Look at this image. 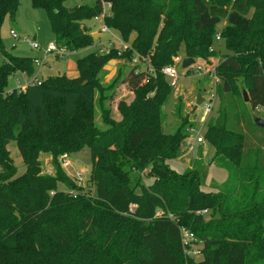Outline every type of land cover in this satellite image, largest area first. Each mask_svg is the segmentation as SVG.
<instances>
[{"label": "trees", "instance_id": "trees-1", "mask_svg": "<svg viewBox=\"0 0 264 264\" xmlns=\"http://www.w3.org/2000/svg\"><path fill=\"white\" fill-rule=\"evenodd\" d=\"M65 1L30 0L45 11L58 47H90L83 22L98 17L107 3L103 25L127 48L77 59L74 78L48 77L7 91L12 74H34L35 59L3 51L0 39V264H264L257 234L264 224V141L247 143L250 125L237 92L240 79L251 108L264 110V0H91L72 7ZM18 6L19 0H0V28ZM221 21L228 54L214 70L219 106L204 139L227 178L219 192H204L199 167L177 173L167 164L181 154L190 125L183 119L173 134L162 132L161 106L171 92L162 69L181 45L185 58H213ZM134 55L147 61V71L133 68L126 80L99 85L108 62H130ZM120 81L134 98L117 105L121 119L115 122L100 104ZM94 90L104 131L94 124ZM10 142L25 166L20 176L6 148ZM84 147L92 195L77 191L58 162ZM40 154L50 156L52 175L42 174ZM124 167L147 169L151 182L134 183ZM202 211L216 218L204 223ZM182 229L203 243L200 261L185 255Z\"/></svg>", "mask_w": 264, "mask_h": 264}, {"label": "rangeland", "instance_id": "rangeland-1", "mask_svg": "<svg viewBox=\"0 0 264 264\" xmlns=\"http://www.w3.org/2000/svg\"><path fill=\"white\" fill-rule=\"evenodd\" d=\"M89 3L90 0H66L64 5L65 7H72L74 5ZM83 25L88 29V33L91 36L94 35L90 47L75 52L64 50L62 56L57 55L56 52L46 53L45 49L48 45L53 44L57 47L58 44L51 31L45 11L33 8L30 0H19V6L14 19L10 20L9 18H6L1 25L0 39L2 50L14 56L36 59L37 62H34L33 64L34 74L32 77L26 79L28 83H31L33 80L40 82L48 77L56 76L74 78L77 76L75 66L77 59L94 51L104 52L110 48L122 49V42H120L118 35L114 31L109 29L107 32L100 31L103 24L99 19L94 18L85 21L83 22ZM224 26L225 22L221 21L216 27L215 36L219 35L220 39L219 41H216L214 37L211 46V50L214 53L213 58L208 60H193V64L183 68L182 62L186 58L184 47L182 45L180 46L176 57L172 59L173 63L168 65L173 67L177 79L173 82L174 85H171L172 81L167 77L164 78L171 92L169 93L166 102L161 106L160 111L162 115L161 129L164 134H173L176 129L181 126L183 119L186 120L187 125H190L186 131L187 137L180 145L181 154L177 158L167 161V164L169 168L177 173H182L187 169L199 167L201 170L200 189L204 192H219L223 186L222 184L227 178L226 171L219 168L214 163V149L209 146L204 139L206 124L209 119H214L216 117V112L219 106V101L215 93V88L219 82L214 70L221 62L222 58L228 54L225 49L224 40L221 39L220 36V31ZM10 30H13L16 33L17 39L10 36ZM24 38H27L29 42L38 44L40 48L38 50L32 49ZM1 61L2 51H0V62ZM146 62L145 59L144 61L139 60L137 55H134L130 62L124 60H113L110 63L108 62L97 76L100 80L99 85L102 88L107 87L117 77L119 80L124 81L130 70L133 68H135L136 72H145L148 69V64ZM26 81L20 73L16 72L8 78L6 90H17L22 87ZM121 81L119 84H115L110 91L104 93V99L101 101V104L99 103L100 97L96 90H94V102L92 108L94 111V124L99 131H104L107 127L102 121V112L99 109L98 104L103 105V107L108 110L109 118L117 122L121 119L117 110V105L120 102L129 105L134 98L128 85ZM243 91H245V86H243L242 81L239 79L237 83L238 97H242V102L245 104V110L241 108L240 111L245 114L250 125L248 130L244 129V132L248 138L247 143L256 147L262 145L264 141V129L257 127L254 124V120L256 118L264 119V110L261 108L252 109L248 103H245L243 101ZM198 95L203 99V103L199 106L196 105ZM205 101H210L213 104L211 114L206 116L202 113V106ZM198 137L203 138L201 143L195 142V139ZM6 148L16 168L15 176L22 175L25 172V166L15 143L10 142ZM67 155L70 165L67 169L62 170L67 176L69 182L77 191L90 189L89 193L92 195L93 187L87 184L91 166L89 149L84 147L78 152ZM60 157L58 158V162ZM40 163L42 174L53 172L51 163L49 164L47 160L42 159ZM123 169H125V167ZM127 171H129L128 174L130 180L134 181V183L148 185L151 182L150 179L145 177L148 171L147 169L142 170L141 173L131 169ZM56 188L59 191L65 190V187L61 182L57 183ZM76 190L72 191V193L77 194ZM201 215L203 216L204 223L216 218L211 217L210 211L203 212ZM263 225L264 224L262 223L261 229L263 230L257 233L258 235H261V242L264 241ZM201 226L202 228L205 227H203V225ZM182 231L186 230L182 229ZM180 241L187 257L195 262L202 259L201 251L203 249V243L200 240L196 239L194 236H192L191 240H187L184 233H182L180 235Z\"/></svg>", "mask_w": 264, "mask_h": 264}, {"label": "built area", "instance_id": "built-area-1", "mask_svg": "<svg viewBox=\"0 0 264 264\" xmlns=\"http://www.w3.org/2000/svg\"><path fill=\"white\" fill-rule=\"evenodd\" d=\"M109 8H110V5L109 4H107V3L103 4V9H102L101 14L98 17H96L95 19H99L102 22V24H103L104 17H106V16L109 15V13H108ZM100 31L101 32H107L108 29L103 25L102 28L100 29ZM9 34H10V36L12 38L17 39V35H16V33L13 30H10ZM219 39H220L219 38V35L218 36L216 35L215 36V40L216 41H219ZM24 40L26 42H28L29 46L32 49L38 50L40 48V46L38 44H36L34 42H29L27 38H24ZM121 45H122V49L121 50H125L127 48V46L124 45L123 43ZM64 50H65L64 48H61V47H58V46L56 47L53 44L48 45L47 48L45 49L46 53L56 52L57 55H59V56H62L63 55ZM34 62H37L36 59H35ZM162 73H163V75L165 77L169 78L172 81V84L171 85H174L173 82L176 81L177 77H176V74H175V71H174L173 67L168 66V67L163 68L162 69ZM33 83H37V82H32L31 84H33ZM212 108H213L212 102L205 101L204 104H203V106H202V113H203V115L206 116L208 114H211ZM202 139L203 138L198 137L197 139H195V142L196 143H201L202 142ZM59 162H60L61 168L64 169V170L67 169L69 167V165H70L67 154L61 155V157L59 159ZM203 212H205V211H202V213ZM182 233H184V236H185V238L187 240L188 239L191 240V238L193 236L191 233H188L186 231H182L181 230L180 235ZM185 245H187V244H185Z\"/></svg>", "mask_w": 264, "mask_h": 264}, {"label": "water", "instance_id": "water-1", "mask_svg": "<svg viewBox=\"0 0 264 264\" xmlns=\"http://www.w3.org/2000/svg\"><path fill=\"white\" fill-rule=\"evenodd\" d=\"M92 39H94V35H92ZM193 59H189V58H186L183 60L182 62V67L183 68H186L188 67L189 65L193 64ZM242 95H243V101L245 103H248V97H247V93L245 91L242 92ZM201 103H203V99L201 98L200 95L197 96V99H196V105L199 106ZM254 124L261 128V129H264V119H259V118H256L254 120Z\"/></svg>", "mask_w": 264, "mask_h": 264}, {"label": "crops", "instance_id": "crops-1", "mask_svg": "<svg viewBox=\"0 0 264 264\" xmlns=\"http://www.w3.org/2000/svg\"><path fill=\"white\" fill-rule=\"evenodd\" d=\"M110 62H112V61H110ZM110 62H109V63H110ZM20 74H21V73H20ZM21 75L24 77L25 81H26V79L29 78V77L25 76L24 74H21ZM31 77H32V76H31ZM32 82H38V81L33 80V81H31V83H32ZM31 83H28V82L26 81V83H25L22 87H20L19 90L24 89L26 85L31 84ZM8 91H11V90H8ZM42 159H43V160H47V162H49V164H50V156H49L48 154H40V155H39V161L41 162ZM52 174H53V172H52V173H48L47 175H52Z\"/></svg>", "mask_w": 264, "mask_h": 264}]
</instances>
